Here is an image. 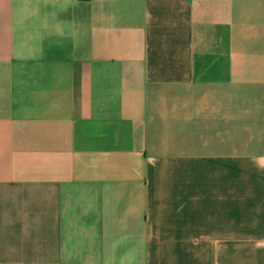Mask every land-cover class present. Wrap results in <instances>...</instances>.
Returning <instances> with one entry per match:
<instances>
[{"label":"crops","instance_id":"crops-1","mask_svg":"<svg viewBox=\"0 0 264 264\" xmlns=\"http://www.w3.org/2000/svg\"><path fill=\"white\" fill-rule=\"evenodd\" d=\"M0 264H264V0H0Z\"/></svg>","mask_w":264,"mask_h":264}]
</instances>
